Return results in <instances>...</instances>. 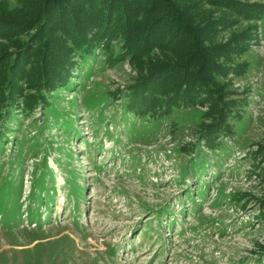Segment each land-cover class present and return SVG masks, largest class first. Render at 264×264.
<instances>
[{
	"label": "rangeland",
	"instance_id": "374dc122",
	"mask_svg": "<svg viewBox=\"0 0 264 264\" xmlns=\"http://www.w3.org/2000/svg\"><path fill=\"white\" fill-rule=\"evenodd\" d=\"M30 1L0 0V264H264V0L188 12L239 18L209 43L244 46L213 107L184 83L201 61L41 28Z\"/></svg>",
	"mask_w": 264,
	"mask_h": 264
},
{
	"label": "trees",
	"instance_id": "16d2710c",
	"mask_svg": "<svg viewBox=\"0 0 264 264\" xmlns=\"http://www.w3.org/2000/svg\"><path fill=\"white\" fill-rule=\"evenodd\" d=\"M236 4H239V2L235 0H31L28 2V6H32V8L36 10L35 13H37V17L36 20H34L36 22L40 20L41 28L45 26L48 27L47 22L50 19L51 21H59L62 19L60 14H66L67 24L74 27L76 24L80 26L84 24L86 27V31L82 29L77 33L78 40L80 39V41L84 39V37H88V34H90L89 32L94 29V27L95 33L93 35L98 38L105 34L107 30L110 29L114 31L116 27H118L125 39H133L138 45L140 42L145 43L144 46H146L145 49L147 50L145 51L146 57L152 56L155 59L157 55L160 54L159 52H161L166 58L168 55L174 56L172 58L173 61H189V58H191L192 62L201 61L202 63L200 62V66L196 67L195 70L192 71V74L189 75L191 79H186L184 83L191 80L190 83L193 87L196 86L197 90H203V94L190 98L192 104L205 103L207 100L212 107L216 100V91H218L216 86L217 81L214 77H216L215 75L224 74L223 67H226V65L216 61L220 55L222 56L220 49L226 46L237 54L243 51L244 46H240L238 43L235 44L237 41L224 45L221 44L219 46L209 43L217 36L215 34L218 28L217 25L221 23L227 26L234 22L237 24L239 18L236 17L237 19L234 18L231 20L222 18L219 21L213 20L212 16L209 15L207 16V23L198 27L193 24L191 20L192 18L201 16L203 12L196 13L197 15H190L188 12L191 9L201 10V8L205 6L217 8V11L219 9L220 11L224 9L235 11L234 9H239ZM203 11L205 12L206 8H204ZM236 13L238 12L235 11L234 14ZM166 20L172 22L175 26L174 33H170L169 35L164 33L162 29V23ZM58 24L59 23L56 22L53 26H50V31L59 29L60 26ZM110 25L115 26V28H110ZM100 28L103 30H101L102 32H99L98 29ZM160 29L163 31L160 32ZM181 32L190 33V35L192 33L191 37L194 38L192 42H188L187 44L178 42L175 38L178 36V33ZM153 36L155 39H152ZM166 36L168 38L163 40ZM173 40L174 43H172ZM199 50L204 52L201 57ZM237 66H239V64L233 65L231 68H233L235 73H240L241 70L237 68ZM240 66L242 65L240 64ZM191 67L192 66L188 64L180 68L186 69ZM164 68H169V66L152 69V72H154L151 76L155 77V75L161 73L160 71ZM175 68L177 67L175 66ZM184 83L176 90L172 89L170 91L182 94V92H184ZM190 83L187 89L190 88ZM163 91L165 90L161 92ZM216 109L217 108H215V110ZM224 109L225 108H221L219 112H222Z\"/></svg>",
	"mask_w": 264,
	"mask_h": 264
}]
</instances>
